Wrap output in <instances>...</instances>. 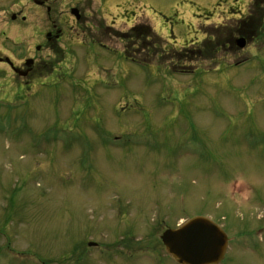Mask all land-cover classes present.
I'll return each mask as SVG.
<instances>
[{
	"label": "rangeland",
	"instance_id": "374dc122",
	"mask_svg": "<svg viewBox=\"0 0 264 264\" xmlns=\"http://www.w3.org/2000/svg\"><path fill=\"white\" fill-rule=\"evenodd\" d=\"M82 7L101 47L0 100V264H176L159 236L195 216L264 264V0Z\"/></svg>",
	"mask_w": 264,
	"mask_h": 264
},
{
	"label": "flooded vegetation",
	"instance_id": "af4514ba",
	"mask_svg": "<svg viewBox=\"0 0 264 264\" xmlns=\"http://www.w3.org/2000/svg\"><path fill=\"white\" fill-rule=\"evenodd\" d=\"M83 2L0 0V89H8L0 91L1 101L33 95L34 87L61 75L65 53L73 46L97 40L102 22L84 14ZM104 3L100 0L101 7ZM55 131L60 144L58 128L47 133Z\"/></svg>",
	"mask_w": 264,
	"mask_h": 264
},
{
	"label": "water",
	"instance_id": "95a60500",
	"mask_svg": "<svg viewBox=\"0 0 264 264\" xmlns=\"http://www.w3.org/2000/svg\"><path fill=\"white\" fill-rule=\"evenodd\" d=\"M245 40L238 38L239 47ZM166 251L181 264H216L222 258L226 236L205 217H194L176 229H166L160 236Z\"/></svg>",
	"mask_w": 264,
	"mask_h": 264
},
{
	"label": "trees",
	"instance_id": "16d2710c",
	"mask_svg": "<svg viewBox=\"0 0 264 264\" xmlns=\"http://www.w3.org/2000/svg\"><path fill=\"white\" fill-rule=\"evenodd\" d=\"M137 28H143V32H145V34L147 33V32H149V26H147V25H137V26H134V27H132L131 28V31H136V29ZM147 34H149V33H147ZM135 35H133L132 37H134ZM140 36V34L138 33L137 34V37H139ZM131 36L129 35V38H130ZM150 37H152V36H150ZM157 37V36H156ZM140 39V38H139ZM132 59H135V60H137L136 58H132ZM144 61H147L146 59L144 60Z\"/></svg>",
	"mask_w": 264,
	"mask_h": 264
},
{
	"label": "bare ground",
	"instance_id": "6f19581e",
	"mask_svg": "<svg viewBox=\"0 0 264 264\" xmlns=\"http://www.w3.org/2000/svg\"><path fill=\"white\" fill-rule=\"evenodd\" d=\"M228 249H229V246H228ZM228 249H227V250H228ZM227 252H228V251H227ZM227 252H226V254H227Z\"/></svg>",
	"mask_w": 264,
	"mask_h": 264
}]
</instances>
